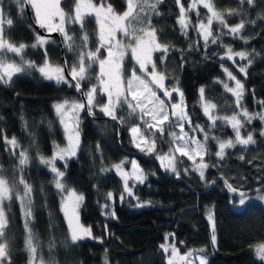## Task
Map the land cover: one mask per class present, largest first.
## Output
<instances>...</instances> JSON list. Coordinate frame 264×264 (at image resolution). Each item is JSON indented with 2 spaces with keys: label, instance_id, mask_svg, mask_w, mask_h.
<instances>
[{
  "label": "trees",
  "instance_id": "trees-1",
  "mask_svg": "<svg viewBox=\"0 0 264 264\" xmlns=\"http://www.w3.org/2000/svg\"><path fill=\"white\" fill-rule=\"evenodd\" d=\"M102 2L111 4L115 13H122L126 8V0H92L95 5ZM154 2L149 0V3ZM181 2L187 5L186 0ZM212 2L221 13L226 14L230 10L239 13L225 16L229 25L234 26L243 19L246 26L238 36H232L219 35L222 27L213 24L212 31L219 35V39L216 44L209 42L207 48L194 27H190L186 35L181 32L177 23L180 13L175 0H162L156 9L159 15L146 8L131 25L138 30H147L150 18L158 42L169 46L170 51L163 62V53L159 51L152 59L156 71L164 74L167 87L169 83L176 85L179 82L192 125H200L209 136L219 141L234 140V132L222 121H217L215 127H209L211 121L198 106L199 89L203 86L205 99L216 105V116L233 115L238 110L235 99L218 83L222 80L223 67L220 56L227 47L248 52L252 54L253 63L246 68L247 76L244 74L239 78L245 89L242 104L250 113L264 111V106L258 103L264 101V0H255L254 7L247 3L241 5L239 0ZM7 4L3 2L5 19L11 18L13 25L4 26V37L16 45L33 44L36 31L25 11L21 13L20 6L13 2ZM74 5L75 0H61L60 7L66 14H71ZM198 12L199 17L192 11L189 13L192 25L206 17L202 9ZM65 27L73 37V50L69 51L61 39L59 45L55 38H51L45 47L49 60L60 66L61 48L62 59L71 67L78 62L81 51H95L99 46L98 27L91 16L85 17L83 29L75 23H67ZM85 34L88 36L86 48L82 44ZM136 34L141 33L137 31ZM127 39L130 41L129 37ZM43 52L40 47H28L23 59L40 65L44 61ZM103 55L101 49L100 59ZM5 58L10 62H21L12 53ZM134 70L137 76L141 74L127 54L122 62V78L129 79ZM98 75L99 66L94 63L89 69V78L81 82L82 91L86 92L98 84ZM72 99H80L74 87L46 80L35 70L14 76L9 84L0 82V168L4 169V175L10 182H18L23 177L32 186L33 221L30 227L39 238L37 257L42 258L43 264H104L105 250L109 264H165L159 246L168 234H174L169 235L168 240L175 243L181 252L203 249L208 264H264L253 251V246L264 242V206L248 202L240 209H233L235 194H229L224 184L227 180L240 191L264 185V136L260 135L264 131V121L256 119L250 124L245 123L241 135L246 138L252 132L256 143L247 146L237 144L235 148L226 149L223 159L214 157L217 145L212 144L209 138L208 148L213 153L208 156L206 163L209 167L204 180L192 170L190 161L180 154H175L179 176L161 170L156 155L144 153L145 157H134L147 176L145 183L133 188L134 196L141 203L150 202L147 206L137 207V199L131 196L120 199L123 193L120 177L113 171H101L124 157L132 156L126 152L138 151L131 142L129 131L137 125L143 129V123L137 115H129L126 104L117 109L119 125L98 112L99 108L93 109L95 114L89 116L82 111L79 126L81 145L77 155L66 162H56V167L65 171L66 187L83 194L84 201L78 211L80 223L92 231L91 238L72 244L60 210V193L54 186V175L39 162L40 155L48 157L52 153L53 143L61 145L64 142L53 104ZM97 102L103 105L105 97L98 94ZM170 130L166 129L163 139L159 134L156 137L160 155L169 152ZM201 134L204 133L195 132L197 138ZM13 137L19 144L15 154L4 142L5 138L10 140ZM20 151H26L30 158L23 170L19 167ZM20 187L18 185V189ZM108 192L113 193L114 201L107 199ZM260 192L264 193V189ZM105 204L110 208L103 212ZM112 208L115 217L106 214ZM5 211L9 219L6 233L12 243L11 262L28 264L24 218L14 197L5 203ZM209 211L214 213L216 222L215 245L211 239V225L206 220Z\"/></svg>",
  "mask_w": 264,
  "mask_h": 264
},
{
  "label": "snow or ice",
  "instance_id": "snow-or-ice-1",
  "mask_svg": "<svg viewBox=\"0 0 264 264\" xmlns=\"http://www.w3.org/2000/svg\"><path fill=\"white\" fill-rule=\"evenodd\" d=\"M15 4L20 6V11L23 13L25 5H31L35 10L36 23L42 29H45L49 34L59 32L63 37V43L69 51L73 50L74 41L73 37L66 31V22L79 24L83 29L85 17L95 15L99 25V46L95 51L87 50L79 53V59L77 63L68 66L67 61L63 66L54 65L48 58V50L45 45L49 44L50 37L36 34L35 42L31 45L20 43L16 45L10 42L4 37V25L9 27L13 25L11 18L5 19V9L2 2H0V82L9 84L14 76H17L26 71L35 70L38 71L41 76L46 80H54L57 84L64 83L71 87H74L78 92H81L84 98L83 102L68 101L65 100L62 103L54 105L56 113L60 119V124L63 126L67 145L61 148L58 144L53 143V155L50 158H46L43 155L39 156V162L45 165L54 175V186L61 192L66 193L62 195L61 209L68 223L70 232V240L72 244L83 241L85 238L92 237V231L90 227H85L80 223L78 209L84 201L82 193H77L74 189H68L64 183L66 178L65 171H61L56 167L57 160L67 161L68 159L75 157L77 151L81 145L80 135V120L79 115L85 108L89 115H94L93 109L99 108V110L107 117L113 120H117V109L123 105H127L129 115H138L139 119L143 123V129L140 125L132 127L130 129L132 144L139 149L140 152L146 155H156V158L160 161L161 167L166 171H171L179 176V172L176 169L177 158L174 153H179L181 156H186L188 159L195 162V157L200 158V163L195 165L194 170L199 173L201 180L205 179V171L209 165L204 163V156L207 154L206 143L209 139V134L200 125L193 126L191 118L186 111V105L184 102V93L179 87V82L171 89L165 88L163 73L156 71V64L153 62V52H162L163 58L167 57L170 48L166 44H160L157 39L156 29L151 27V19L149 18V28L135 29L132 27L131 22L139 18L141 13L145 12L146 8H150L152 12L159 15L156 11L157 5L162 3V0H155L154 3H149V0H126L127 8L123 14H116L111 4L107 7L104 4L96 6L92 3V0H75L74 14H66L60 7L61 0H14ZM175 3L179 5V17L177 23L180 26V30L183 34H187L190 27H194L198 34L204 41V46L207 48L209 42L216 44L219 39V35H232L238 36L245 28V22L242 19L240 23L231 26L227 23L225 16L237 15L239 13L234 11H228L226 14L217 11L214 7L212 0H191L186 10L181 0H175ZM239 3L243 5L247 3L250 7L255 6V0H239ZM198 5H203V8L207 10L209 15L206 17V23L204 20H200L198 25H192L188 18V13L197 9ZM199 17V12L197 11ZM58 20V22H57ZM216 22L227 32H221L219 35H214L212 26ZM137 31L141 34L137 35ZM117 32L122 33L125 37H129L130 42L128 45H124L121 41L116 39ZM88 36L85 34L82 37V44L87 46ZM28 47L44 49V61L41 65H37L34 61H26L23 59L25 49ZM101 48L107 50V56L104 59H100L99 53ZM130 50L132 57L139 64V70L147 72V66H152L151 83L156 86L157 89H163L165 97L171 101L173 93H175L179 99L177 103L171 104V112L168 110V105L164 100H161L157 96V92L150 86L149 82L141 79L136 75L135 70L132 73L130 79L126 81V88L121 75V62L124 59L126 51ZM8 53H12L20 58V63H9L5 60V56ZM225 56L229 60H232L234 56H238L241 60L247 59V65L241 67L239 71L247 76L246 68L252 65V54L248 52H234L230 47L227 48ZM99 64V75L97 76L98 84L92 85L88 91L84 92L81 88V82L89 78V69H91L94 63ZM234 62V61H233ZM230 80L235 81L234 87H229L227 83H223L226 91L233 94L235 97V104L239 110L231 117H218L214 114L216 105L210 101H205V88L202 86L199 89L201 107L204 114L208 117L211 123L209 127H215L218 120L231 126L235 133V139H229L227 141H219L218 138V151L216 157L223 159L226 149L235 148L237 144L247 146L255 144L254 136L252 132H249L245 137L241 135V129L245 127V123L250 124L254 119L264 121V113H250L246 107L243 106L242 101L244 98V85L239 79H237L231 72L224 70ZM67 72V75L65 73ZM106 96L107 102L103 105L98 104L97 95ZM264 106V101H259ZM241 117L243 119H241ZM2 119V118H0ZM123 122V118H119ZM188 123L192 132L200 131L204 133V142H200L195 137H189L188 133L184 131V124ZM179 128L180 132L177 134L174 131H169L170 138L169 152L160 155L157 152L156 137L159 134L160 139L164 138L166 129ZM148 133L146 136L145 133ZM264 136V131L260 133ZM5 144L11 147L13 154L16 149L19 148V144L15 137L12 139L5 138ZM143 145V146H142ZM171 145H175L173 148ZM189 145H193L189 149ZM188 149V150H186ZM97 151H99V145H97ZM243 159V157H241ZM30 162V158L26 151L19 152V167L21 170L27 166ZM126 161L122 160L120 163L113 165L116 173L123 180L124 193L137 199V207H144L150 204V202L141 203L137 197L134 196L133 188L137 184H143L147 180V176L143 170L139 168L137 162L132 160V171H124V164ZM66 166V165H65ZM111 169L102 168V172H108ZM187 172V169H185ZM132 181V186H129V181ZM211 183L215 184V181ZM225 187L229 194H235L239 197V207L246 206L250 201V197L247 192L240 191L234 188L231 183L224 180ZM18 185L23 186V194H20ZM32 186L29 185L23 177L19 181H9L4 175V169L0 168V264H12L11 251L12 243L7 237L6 230L9 226L8 213L5 211V202H11L15 196L19 201L21 212L24 218V230H25V250L29 254V264H43L42 258L37 257V251L39 246V238L32 231L30 224L33 221L32 210ZM259 191V190H258ZM107 199L114 201L112 192L107 193ZM120 199H124L122 193ZM259 200L264 201V196H259ZM10 207V204H9ZM105 209H109L110 205L105 204ZM115 217V210L112 208L110 212L106 213ZM208 220L212 228V243L215 245L216 234L215 227L216 222L214 219V213L209 211ZM169 235H165V243L159 247L164 253L171 252L168 258L167 264H179L181 261H188V258L192 253H188L185 256L178 254V249L175 243H168ZM203 249L200 250L203 253ZM256 255L264 260V243L255 246ZM104 264H109L107 250H105ZM190 264V261H189ZM199 264H208L206 256H200Z\"/></svg>",
  "mask_w": 264,
  "mask_h": 264
},
{
  "label": "rangeland",
  "instance_id": "rangeland-1",
  "mask_svg": "<svg viewBox=\"0 0 264 264\" xmlns=\"http://www.w3.org/2000/svg\"><path fill=\"white\" fill-rule=\"evenodd\" d=\"M187 1V5L186 6H184L185 7V9L187 10L188 9V5H189V3H191V0H186ZM0 2H5V4L6 5H8L7 3H15L14 2V0H0ZM101 4H104V6L105 7H107V4L106 3H104V2H102V3H100V4H96V6H100ZM16 6H18L17 4H16ZM74 7H75V5H74ZM74 7H73V10H72V13L71 14H74ZM20 8V7H19ZM126 8H127V4H126ZM126 8H125V10H126ZM178 9H179V5H178ZM200 9H202L203 11H205V14H206V17L209 15V13L207 12V10L206 9H204L203 8V5H198L197 6V9H195V10H192V12H194V13H197V11H199ZM29 10H30V14H31V17H32V19H33V22L36 24V25H38L37 23H36V16H35V10L31 7V5H29ZM124 10V11H125ZM24 11V10H23ZM123 11V12H124ZM123 12L122 13H116V14H123ZM190 13V12H189ZM189 13H188V18H189ZM91 17H93L94 19H95V21H96V23H97V27H98V33H99V25H98V22H97V20H96V17H95V15L93 14V15H91ZM206 17H201L202 18V20H204V22L206 23L207 21H206ZM57 22H58V20H57ZM200 22V20H198V22H197V25H198V23ZM66 24H67V22H66ZM214 24H217L216 22H214ZM6 25V24H5ZM4 25V26H5ZM218 26H219V24H217ZM7 26V25H6ZM66 26V25H65ZM178 26H179V24H178ZM179 28H180V26H179ZM42 29V28H41ZM44 32H47L45 29H42ZM222 31H225V32H227V30L226 29H223ZM58 33V35L60 36V39L61 40H63V37H62V35L59 33V32H57ZM36 34H37V32L35 33V36H36ZM200 36V35H199ZM200 38L202 39V37L200 36ZM51 39V38H50ZM116 39L117 40H119V41H121L124 45H128L129 43H130V41H126V39H127V37H125L122 33H120V32H117V34H116ZM128 40V39H127ZM203 40V39H202ZM35 42V41H34ZM98 42H99V38H98ZM132 43H134V42H132ZM227 48H229V47H227ZM227 48H225V50H224V52H223V54L220 56V60L222 61V63H223V67H222V80L220 81V82H218L219 83V85L222 87V90L225 92V93H227V94H230V95H232L233 96V94L232 93H230V92H228V91H226V89L224 88V86H223V83H227L228 85H229V87H234L235 86V81H232V80H230L229 78H228V76H227V73L224 71L225 69H227V71H229V72H231L237 79H239L240 77H243L244 76V73H241L240 71H239V69L241 68V67H245L246 65H247V59H244V60H241L238 56H234L233 57V59L232 60H229L228 58H227V56H225V52H226V50H227ZM102 50H103V52H104V55H103V58L102 59H104L106 56H107V50L106 49H104V48H101ZM232 49V48H231ZM234 52H242V51H237V50H234V49H232ZM244 52V51H243ZM154 53L155 52H153V54H152V58H153V55H154ZM8 54H10V53H8ZM129 55L130 57H131V59H132V61L134 62V64H135V66L138 68V70H139V64L136 62V60L132 57V54H131V51L130 50H128V51H126V54H125V56L126 55ZM125 56H124V58H125ZM5 60L7 61V62H9V63H13V62H10L7 58H5ZM124 60V59H123ZM234 61V62H233ZM123 62V61H122ZM122 62H121V68H122ZM98 63V62H97ZM17 64H19V63H17ZM42 64V63H41ZM40 64V65H41ZM54 64V63H53ZM54 65H57V64H54ZM60 66V65H59ZM98 66H99V64H98ZM99 71H100V69H99ZM38 72V71H37ZM139 72L141 73V74H139V77L141 78V79H143V80H145V81H148L149 82V86L154 90V91H156L157 92V94L159 93L160 95H159V98L161 99V100H164L165 101V104L166 105H168V110H169V112H171V104L172 103H177L178 102V99H179V97L175 94V93H173V97H172V99H171V101H169L168 100V98L167 97H165L164 96V94H163V89H157L156 88V86L154 85V84H152L151 83V76L149 75V73H151L152 72V66L151 65H148L147 66V72H143V71H141V70H139ZM39 73V72H38ZM40 74V73H39ZM41 75V74H40ZM131 78V77H130ZM129 78V79H130ZM123 79V78H122ZM128 79H123V81H124V86H125V88H126V81H127ZM240 80V79H239ZM221 82H223V83H221ZM164 85H165V88L166 89H168V90H171L174 86H175V84H173V83H169L168 84V86L169 87H167L166 86V84L164 83ZM88 91V90H87ZM105 97V103L107 102V97L106 96H104ZM234 97V96H233ZM234 99H235V97H234ZM63 101H65V100H61V101H58V102H55L54 104H53V109H54V112H55V115H56V117H57V120H58V122H59V125H60V127H61V130H62V133H63V138H64V142L61 144V145H59L61 148H63V147H65L66 145H67V140H66V135H65V131H64V128H63V126L60 124V119H59V117H58V115H57V113H56V110H55V108H54V105H56V104H58V103H62ZM68 101H76V102H81V100L80 99H72V100H68ZM205 101H207L206 99H205ZM212 103V102H211ZM198 106H199V108H200V110H201V112H202V114L206 117V118H208L205 114H204V112H203V109H202V107H201V100H200V96H199V101H198ZM83 111V110H82ZM82 111L80 112V115H79V120H80V124H81V121H82V119H81V113H82ZM97 111L98 112H100L102 115H104L99 109H97ZM239 110H237L234 114H236L237 112H238ZM257 113H264V111L263 110H261V111H259V112H257ZM233 114V115H234ZM105 116V115H104ZM138 116V115H137ZM232 115H230V116H228V117H231ZM107 117V116H106ZM138 118H139V116H138ZM241 119H243L242 117H241ZM254 120H256V119H254ZM257 120H259L258 118H257ZM218 121H220V120H218ZM226 124V123H225ZM231 130H232V128H231V126L230 125H228V124H226ZM80 126V125H79ZM184 126L186 127V129H185V127H184V131L185 132H187L188 133V135H189V137H195V139H197V140H199L200 142H204V134H201V137H199V138H197L196 137V135H195V133H193L192 132V130H191V128L188 126V123H185L184 124ZM170 131H174V132H176L177 134H179V132H180V130H179V128H171V130ZM233 131V130H232ZM234 132V131H233ZM129 134H130V137H131V133H130V131H129ZM209 138H210V140H211V143L212 144H215V145H217L216 147H217V149H216V151L213 153V152H211L210 151V149L208 148V141H209V139H208V141H207V143H206V148H207V154H205V156H204V163H206L207 162V160H208V156L209 155H211L212 156V153H213V155H214V157L215 158H218V157H216V152L218 151V140L217 139H213V137L212 136H209ZM168 139H170V138H168ZM234 139H235V133H234ZM131 140H132V137H131ZM227 141V140H226ZM134 146V145H133ZM143 146V145H142ZM8 147L11 149V147L8 145ZM172 147L174 148L175 147V145H172ZM192 147H194L193 145H189V149H191ZM134 148L136 149V150H138L139 151V149H137L135 146H134ZM186 150H188V149H186ZM53 151H54V148H53V150H52V153L48 156V157H46V158H50L52 155H53ZM168 153V152H167ZM165 154V153H164ZM175 154H179V153H174V155ZM161 155H163V154H161ZM186 157V156H185ZM73 158V157H72ZM187 159H188V157H186ZM71 159V158H70ZM69 160V159H68ZM122 160H124V161H126V163L124 164V171H126V172H131L132 171V165H131V161L132 160H135V158L134 157H132V156H130V157H124ZM122 160H120V161H122ZM189 161H190V164H191V168H192V170L193 171H195L194 170V168H195V165L196 164H199L200 163V158L197 156V157H195V162L193 161V160H190V159H188ZM64 162V161H60V160H57V162ZM120 161L119 162H117V163H114V164H112V165H110V166H108V169H111L110 171H113L114 173H116V171H115V169L112 167L113 165H115V164H118V163H120ZM136 161V160H135ZM137 162V161H136ZM207 164V163H206ZM138 165V164H137ZM139 166V165H138ZM47 167V166H46ZM140 168V167H139ZM141 169V168H140ZM164 169V168H163ZM165 170V169H164ZM166 171V170H165ZM196 172V171H195ZM166 173H170V174H174L173 172H171V171H166ZM198 175H199V173L198 172H196ZM117 174V173H116ZM118 175V174H117ZM119 176V175H118ZM120 177V176H119ZM120 179H121V177H120ZM121 181H122V188H123V194H124V197H128V195H127V193H124V187H123V180L121 179ZM131 185H132V181L130 180L129 181V186L131 187ZM69 189V188H68ZM19 191H20V194L22 195L23 194V186L22 187H20V189H18ZM60 193V210H61V213H62V215H63V218H64V221H65V223H66V226H67V230H68V235H69V238H70V232H69V228H68V223H67V220H66V218H65V216H64V213H63V211H62V209H61V200H62V195H65L66 193H61V192H59ZM249 195V197H250V201L249 202H257V203H260V204H262L263 206H264V201H261V200H259L258 199V197L259 196H264V193L263 192H260V191H258V192H255V193H250V194H248ZM14 199H16L15 198V196H14ZM132 199H133V197H132ZM234 203H233V209H240L241 207H239V206H237L238 205V201H239V197L237 196V195H235L234 196ZM17 201V203H18V205H19V209H20V212H21V208H20V204H19V201L18 200H16ZM5 203H7V202H5ZM230 207L232 208V204L230 205ZM108 211V209H103V212H105V211ZM78 211H79V209H78ZM21 216L23 217V215H22V212H21ZM206 220L209 222V220H208V215L206 216ZM210 223V222H209ZM89 238H91V237H89ZM89 238H85V239H89ZM71 241V240H70ZM164 243H165V241H164ZM168 243H170L169 242V240H168ZM264 243V242H263ZM260 244H262V243H260ZM257 245H259V244H257ZM256 246V245H255ZM255 246H253V251H254V253H255V257L258 259V260H261L257 255H256V251H255ZM162 250V249H161ZM163 252V251H162ZM28 253V252H27ZM188 253H192V255L188 258V261H181V262H179V264H189V261H190V264H199V259H200V256H202L203 255V253H201L199 250H197V251H190V250H188V251H185V252H181V251H179L178 250V254L180 255V256H185L186 254H188ZM163 254H164V259H165V264H167V261H168V258H169V256L171 255V252L169 251L168 253H164L163 252ZM204 256V255H203ZM28 257H29V254H28ZM262 261H264V260H262ZM28 264H29V259H28Z\"/></svg>",
  "mask_w": 264,
  "mask_h": 264
},
{
  "label": "water",
  "instance_id": "water-1",
  "mask_svg": "<svg viewBox=\"0 0 264 264\" xmlns=\"http://www.w3.org/2000/svg\"><path fill=\"white\" fill-rule=\"evenodd\" d=\"M24 11H25V14H26L27 18L30 20V22H31V24H32V26H33V28L35 29V31H36L38 34H40V35H42V36L50 37V38H55V39L57 40L58 44H59V45L61 44V42H60V36L58 35L57 32H54V33H51V34H49L48 32H44V31H43L38 25H36V24L33 22V19H32V17H31L30 10H29V5H25V6H24ZM60 56H61V66H63V65H64V60L62 59V49H61V48H60ZM65 75H67V72L65 73ZM75 90H76V89H75ZM76 91H77V90H76ZM77 92H78V91H77ZM78 94H79V97H80V99H81V102H83V101H84V98L82 97L81 92H78ZM83 112H84V114H86V115L89 116L88 111H87L86 108L83 110ZM109 119H110V120H113V119H111V118H109ZM114 121L117 123V125H119V123H118L117 120H114ZM126 153L132 155L133 157H145V156H146L144 153H142V152H140V151H131V152H126ZM160 167H161V166H160ZM161 170H163L162 167H161ZM174 179H177V178L174 177ZM263 189H264V185H263V186H260V187H258V188H255V189H253V190H248V191H244V192H247L248 194H250V193L258 192V190L261 191V190H263Z\"/></svg>",
  "mask_w": 264,
  "mask_h": 264
}]
</instances>
